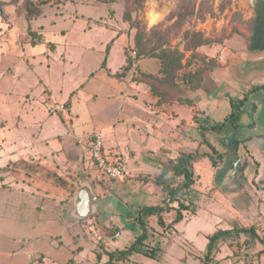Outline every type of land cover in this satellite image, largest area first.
Returning a JSON list of instances; mask_svg holds the SVG:
<instances>
[{
	"label": "rangeland",
	"instance_id": "obj_1",
	"mask_svg": "<svg viewBox=\"0 0 264 264\" xmlns=\"http://www.w3.org/2000/svg\"><path fill=\"white\" fill-rule=\"evenodd\" d=\"M259 1L256 0V4ZM254 17L252 0H0V86L4 85L0 88V127L4 128L6 121L16 117L14 112L24 111L30 103L36 104L45 116L58 117L67 125L74 122L71 99L62 101L53 96V91L43 79L49 81L59 95L62 72L66 70L63 73L67 75V70L72 66L75 70L65 84L66 89L75 81L78 83V79L81 81L82 74L88 71L90 84L102 77L113 83H142L148 93L159 99L156 103L159 106L158 114L161 111L169 113V101L191 103V99H198L195 90L208 80L217 66V60L203 57L197 50L203 46L223 44L231 37L249 41ZM52 28L57 30L53 32L58 35H66L71 28H77L76 45L82 44L79 39L87 34L91 37L87 42L91 45L69 55L71 61L75 62H72V66L70 62L65 66L59 64L67 61L64 52L68 42L66 49H60L58 44L48 41L44 32ZM196 35H201L210 43L194 49ZM169 49L182 55V70L172 72L163 64L160 53ZM53 52L57 54L56 59ZM51 71L52 74H48ZM149 71L155 75L149 74ZM27 77L29 86L21 96L18 94V84ZM250 93L253 96L248 98V104H245L238 119L237 135L244 140L248 136L255 137L257 133L264 134V94L257 91ZM76 94L77 91L72 96ZM18 95L21 96L18 103L6 105L7 101H13L14 97L17 99ZM145 100L147 104L152 103L150 106L155 104L148 97ZM105 103L106 100L101 99L90 104L95 105L91 111L101 112L97 114L98 124L107 123L115 115L110 108L104 111V107H107ZM52 104L64 105L65 111L52 114L49 111ZM23 105L24 109L16 107ZM248 105L255 107L252 110L257 111L256 114L246 110ZM81 109L83 119L87 120V109L83 106ZM17 115L21 116L22 113ZM39 115L42 116L41 113ZM254 124L257 125L256 130ZM214 126L205 131L207 139L216 146L212 148L204 140V147L199 151L204 155L201 164L195 168V159L192 161L191 186L185 185L183 176L175 174L173 165L177 164L178 159L170 160L167 149L161 148V155L151 157L157 162V173L154 177L152 174L140 175L136 185L157 186L165 200H157L156 194H150L149 200L145 199L142 203L145 194L139 193L140 196L138 194L135 199L119 205L114 211L117 216L106 222L101 219L99 211L86 218L69 219L63 214L59 220L46 222L48 229L45 225L34 227L33 218H29V215L28 222H15L19 217L16 210L11 204L3 203L8 193L15 200L13 195L17 193L10 187H15V182L8 181V185H3L5 180L1 177V171L6 168H0V264H108L111 254L127 250L144 231L147 235L143 246L156 250L158 258L133 254L126 259L118 258L117 264H261L264 256V242L260 241L264 240V180H260L256 167L251 164L246 173L250 182L242 169L235 176L231 174V181L227 185H216L213 171L218 163L214 164L207 153L213 158L219 157L221 162L218 169L222 173L228 171L230 160L226 156L225 142H218L212 136ZM226 131L219 133L226 134ZM85 136L78 138L79 145H83L81 142ZM245 142L247 147L242 150H253L262 163L264 139L251 143L246 139ZM214 150H217L216 153ZM165 165L169 166L168 172H165ZM90 166L94 169L92 161ZM238 166H243L242 161ZM17 169L15 167L8 171L17 177L20 175ZM36 170L55 185L63 181L56 174ZM86 176V172L79 168L76 187L70 190L71 196L67 200L68 208H74L73 200ZM97 176L91 178L93 191L98 186L106 190V181L122 183L131 178L112 181L99 177L98 173ZM255 179L260 187L255 188V183L251 184ZM233 180L238 184L243 181L239 193L240 204L238 200L233 202V197L228 193ZM159 182L165 183L162 185ZM6 188H10L9 191ZM147 203L159 207L169 203L172 208L179 209L181 206L187 209L183 211V220L177 224L166 220L165 214L161 218H145L144 230L138 217ZM82 207L84 209H76L75 214L82 215V211L86 213L92 209L89 204ZM240 207L246 211L240 210ZM244 228L253 229L259 237L240 233ZM219 231L232 233L221 239L208 253L209 238Z\"/></svg>",
	"mask_w": 264,
	"mask_h": 264
},
{
	"label": "crops",
	"instance_id": "obj_2",
	"mask_svg": "<svg viewBox=\"0 0 264 264\" xmlns=\"http://www.w3.org/2000/svg\"><path fill=\"white\" fill-rule=\"evenodd\" d=\"M55 28L45 30L44 33L48 41L58 44L60 49H64L68 42L67 50L64 52L67 61L63 63L58 61L57 63L65 66L70 62L72 66L73 61H71L69 55L74 51L78 52V49L91 45L87 44L91 37L87 34L85 38L79 39L82 44L76 45L74 43H78L77 28H71V32L66 35H63V33L58 35L55 33L57 32V30H54ZM73 35H76V37ZM249 46V41L231 37L223 44L200 47L197 53L211 60H217V66L208 80L203 81L201 86L195 90L198 93V99H191V103L169 101L171 104L168 106L171 108L169 113L161 111L158 114L159 106L157 104L159 99L148 93L142 83H126L124 81L113 83L112 80L106 81L102 77L90 84L87 77L88 71V73L82 74L83 79L81 81L78 79V83L75 81L69 89H66L65 84H67L69 77L75 70L72 66L67 70V75L63 73L66 70L62 72V87L58 89L59 95H57V90L53 89L49 81L47 82L43 78L45 84L53 91V96H57L62 101L71 99V110L75 115V120L67 125L58 117L45 116L36 104L30 103L31 105L24 111L18 113L13 111L16 117L13 115L12 120L6 121L4 128L0 127V168H6L1 171V177H4L5 180L3 185H8V181L15 182V187H10L15 189L18 194L13 195L15 199L13 200L12 195L8 193L10 197L7 196L3 203L6 205L11 204L14 211L16 210L15 213L19 217L15 219V222L21 221L24 224L29 221V218H33L34 227H44L45 224H48L46 222L59 220L63 214L69 219L76 218L75 207L68 208L67 200L71 196L70 190L76 187L78 169L80 168L81 171L86 172V177L92 184L91 178L98 177L96 171H94L95 168L93 169L90 166L91 161L88 151H86L87 148L85 145H79L77 141L78 138L95 131L101 132L106 153L113 159L123 162L127 166L131 177L122 183L106 181V190L102 186H98L94 191L99 215L103 221L106 222L117 216V213H114L117 207L123 205L127 200L135 199V196L139 193L145 194L142 203L145 199L149 200L150 194H156L157 200H165L157 186H151L150 184L136 185L138 177L143 174H152L153 176L157 173L155 171L158 166L157 162L151 157L161 155L159 153L161 148L167 149L170 160H179L181 156L192 155L193 161L195 159V168L201 164V157L204 156L203 153L199 152L204 147V140L208 141L212 148H215L216 144L207 139L205 130L214 125L223 124L234 112L233 102L240 104L247 94H250L248 98L253 96L250 92H254L252 91L254 88H264V52H251ZM54 56L56 59L57 54H54ZM118 63L120 64L121 61ZM48 74H52V71ZM149 74L155 75L153 71H149ZM27 79L29 78L27 77L23 83L18 84V94L21 96L25 94L24 91L29 86V80ZM3 86L1 84L0 88ZM22 86L23 88L20 90ZM75 91H77V94L73 97L72 94ZM257 92L264 94V89ZM19 95L17 99L14 97L11 102L7 101L6 105L18 103L21 97ZM146 97L151 101H155V104L153 106H150L152 103L147 104ZM101 99L106 100L107 107H104V111L107 112V108L115 111L114 117L110 118L107 123L104 122V124L97 123L96 118L101 112L98 114L91 111L94 110L93 106L95 105H90ZM82 106L89 113L87 120L83 119ZM251 106L248 105L246 109L249 113L253 112L252 109L255 108ZM16 107L24 109V105ZM256 112L254 111L253 114H256ZM21 113V116L17 115ZM173 114H176L177 117H174ZM238 127L239 125L229 133L230 140L234 139L235 142H239L237 156L229 154L227 146L225 147L226 156L230 160L229 167L226 173H222L218 169L221 162L219 160L213 171V180L216 185H222L223 183L227 185L231 181L230 177H232L234 164L237 162L239 165L240 161H242L243 166L241 168L238 166V174L243 169L246 171L245 177L248 180L246 173L253 164L260 180H264V161L261 163V159H259V156L254 155L253 150L248 148L246 152L242 150L247 147V144H245L246 139L249 143L254 140H263L264 134L257 133L255 137L248 136L244 140V138L237 135ZM254 128L256 130L257 125ZM147 129H150L148 133ZM212 130H214L212 136L217 139L216 141L228 144L226 142L228 132L220 134L221 130ZM219 134L221 137L218 136ZM242 144L244 146H241ZM191 151L192 153H190ZM216 151L214 150L215 153ZM262 153L264 155V149ZM208 155L211 154L207 153ZM158 163H161L160 160ZM15 167H18L17 173L20 174L17 177L10 173ZM164 167L168 172L169 166L165 165ZM36 169H41L44 173L56 174L63 181L59 185H55L53 182L48 181L47 176H42L41 172H37ZM235 181L233 180L228 193L233 197V202L238 200L240 204L239 193L243 188V181L241 180L240 184ZM257 182L258 180L255 179L251 181V184L255 183V188H257L259 186ZM246 187H248V184H246ZM262 188L264 187L262 186ZM9 189L6 188L5 190L9 191ZM99 193L102 195L99 196ZM77 195H75V198ZM21 204L23 205L20 206ZM144 207L151 206L147 203ZM239 209L245 210L243 207ZM27 215L31 217L27 218ZM6 218V215H4V219ZM45 226L48 229L47 225ZM191 234L193 235V233ZM261 264H264V256Z\"/></svg>",
	"mask_w": 264,
	"mask_h": 264
},
{
	"label": "trees",
	"instance_id": "obj_3",
	"mask_svg": "<svg viewBox=\"0 0 264 264\" xmlns=\"http://www.w3.org/2000/svg\"><path fill=\"white\" fill-rule=\"evenodd\" d=\"M251 37H250V46L249 51L251 52H264V0H260V2L257 5V8L255 9V17L252 21V28H251ZM196 43L194 45V49L197 47L203 46L205 44H209L210 42L207 40H204L201 35H196L194 37ZM160 58L165 65V67L172 71L177 72L183 69V63H182V55L177 54L176 51L172 52L169 50H163L160 53ZM264 88H254L252 91H260ZM248 101V94L246 95L245 99L242 100L240 104L232 103L234 112L231 116L227 118V120L223 124H218L213 127V129L216 130H225L227 133V140L228 144V153L232 154L234 156H237V150L239 146V142H235L234 139H229V133L230 131H233L236 129V126L238 125V119H239V113L244 109L245 104ZM210 147L211 144L206 141ZM213 160V163L217 165L219 162L218 158H213L212 155H208ZM192 155H184L181 156L177 162L176 165H173L175 169L176 176H183L185 179V185L191 186L193 183L192 180ZM167 172V170H165ZM165 182H162L161 184H164ZM172 194L174 193L172 190L170 191ZM187 208H183L180 206L179 209L172 208L169 203L165 207H158V206H151V207H145L139 212V223L141 225L142 229H146L144 226V219L158 216V218H161L162 215L165 214L166 220H171L172 224H177L183 220V211H185ZM231 231H219L216 232L214 235H212L209 239V245H208V253H211L217 243L226 237H229ZM240 233L248 234L253 238L259 237L257 233L253 229H247L244 228L240 231ZM146 232L142 233L140 236H138L137 240L125 251H119L117 253H113L110 255V261L108 264H117L118 258L126 259L129 256H132L133 254H141L146 257H149L151 259H157L158 256L156 254V250H149L146 249L144 245V240L146 238ZM260 239V238H259ZM261 242H264L263 239H260Z\"/></svg>",
	"mask_w": 264,
	"mask_h": 264
},
{
	"label": "built area",
	"instance_id": "obj_4",
	"mask_svg": "<svg viewBox=\"0 0 264 264\" xmlns=\"http://www.w3.org/2000/svg\"><path fill=\"white\" fill-rule=\"evenodd\" d=\"M49 111L52 114H61L65 111V106L52 104ZM81 143L87 147L90 160L99 177L112 181H124L130 176V172L123 162L113 159L106 153L101 132L95 131L87 134Z\"/></svg>",
	"mask_w": 264,
	"mask_h": 264
},
{
	"label": "water",
	"instance_id": "obj_5",
	"mask_svg": "<svg viewBox=\"0 0 264 264\" xmlns=\"http://www.w3.org/2000/svg\"><path fill=\"white\" fill-rule=\"evenodd\" d=\"M252 6L254 9L256 8L257 6L256 0H252ZM237 171H238V163L236 162L234 164L232 176H235ZM83 178L84 179L82 180L80 191L74 200V207L75 210L78 209L84 204L83 202H85V199H87L88 201L92 202V209L89 212H86L82 215H77L76 217L78 218H86L98 211L97 200L95 198V193L93 191V184L85 177ZM81 196H82V201H80Z\"/></svg>",
	"mask_w": 264,
	"mask_h": 264
},
{
	"label": "bare ground",
	"instance_id": "obj_6",
	"mask_svg": "<svg viewBox=\"0 0 264 264\" xmlns=\"http://www.w3.org/2000/svg\"><path fill=\"white\" fill-rule=\"evenodd\" d=\"M80 201H82V196H81V200H80ZM83 203H84V204H89V205L92 206V202L88 201L87 199H85V202H83ZM84 204H83V205H84ZM83 205H82V206H83ZM82 206L79 207V208H81V210L84 209V207H82ZM82 214H84V211H82Z\"/></svg>",
	"mask_w": 264,
	"mask_h": 264
},
{
	"label": "flooded vegetation",
	"instance_id": "obj_7",
	"mask_svg": "<svg viewBox=\"0 0 264 264\" xmlns=\"http://www.w3.org/2000/svg\"><path fill=\"white\" fill-rule=\"evenodd\" d=\"M259 2H260V1H259ZM259 2H257V5H258ZM256 8H257V6H256ZM256 8H255V9H256Z\"/></svg>",
	"mask_w": 264,
	"mask_h": 264
}]
</instances>
